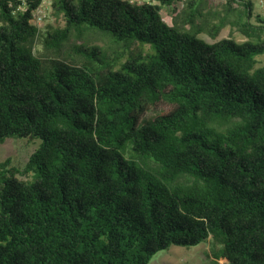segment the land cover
Returning a JSON list of instances; mask_svg holds the SVG:
<instances>
[{
    "label": "trees",
    "instance_id": "obj_1",
    "mask_svg": "<svg viewBox=\"0 0 264 264\" xmlns=\"http://www.w3.org/2000/svg\"><path fill=\"white\" fill-rule=\"evenodd\" d=\"M44 1L0 0V144L36 146L30 179L0 164V264H150L205 242L220 263L264 264L252 0L226 2L245 42L217 40L224 20L201 27L204 0H51L64 24L41 32Z\"/></svg>",
    "mask_w": 264,
    "mask_h": 264
},
{
    "label": "rangeland",
    "instance_id": "obj_2",
    "mask_svg": "<svg viewBox=\"0 0 264 264\" xmlns=\"http://www.w3.org/2000/svg\"><path fill=\"white\" fill-rule=\"evenodd\" d=\"M153 0H137V2H146ZM227 0H204L202 3L203 19L201 27L205 30L210 28L214 24H218L224 20L226 22L225 27L221 30L217 40L225 38H233L238 42H245L246 38L240 33L238 26V18L235 13H228L226 7ZM254 4L255 16L264 19V0H252ZM44 6V20L39 28L42 31H46L47 25L56 24L63 25L61 17H56L51 10V0H45ZM252 19L254 25L261 26L257 20V17ZM164 21L173 26L176 22L174 15L169 11L163 12ZM201 38L209 43L215 42L208 33H202ZM90 42L96 46H100L106 50H111L113 44L111 41L100 35H87ZM76 42V39H72V43L64 47V53L69 54L72 49L71 46ZM114 48V47H113ZM52 53L48 51L41 40L36 43V55L39 58H45ZM259 65H264V55L258 58ZM36 146L31 143H27L23 140H8L4 144H0V164L7 163L9 168H17L22 173L19 175L22 179H30V174L26 173L27 164ZM222 252V248L218 245H214L210 242L202 243L196 247H171L166 251L156 254L150 264H224L218 261L219 254Z\"/></svg>",
    "mask_w": 264,
    "mask_h": 264
},
{
    "label": "built area",
    "instance_id": "obj_3",
    "mask_svg": "<svg viewBox=\"0 0 264 264\" xmlns=\"http://www.w3.org/2000/svg\"><path fill=\"white\" fill-rule=\"evenodd\" d=\"M131 3H135L137 2V0H128ZM184 1H181V7H184ZM44 6L42 5L34 14V20H33V24L37 25L38 27L42 24L43 20H44Z\"/></svg>",
    "mask_w": 264,
    "mask_h": 264
}]
</instances>
